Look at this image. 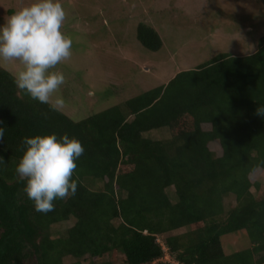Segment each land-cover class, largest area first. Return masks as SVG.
Segmentation results:
<instances>
[{
	"label": "trees",
	"instance_id": "trees-1",
	"mask_svg": "<svg viewBox=\"0 0 264 264\" xmlns=\"http://www.w3.org/2000/svg\"><path fill=\"white\" fill-rule=\"evenodd\" d=\"M136 37L164 45L145 22ZM12 73L0 63V264H172L165 246L183 264H264V35L253 52L218 53L80 119L32 100ZM162 128L169 138L146 135ZM53 132L85 151L77 194L44 214L15 168L25 136ZM240 231L247 245L226 253L223 236Z\"/></svg>",
	"mask_w": 264,
	"mask_h": 264
},
{
	"label": "rangeland",
	"instance_id": "rangeland-1",
	"mask_svg": "<svg viewBox=\"0 0 264 264\" xmlns=\"http://www.w3.org/2000/svg\"><path fill=\"white\" fill-rule=\"evenodd\" d=\"M32 0H0V24L12 11ZM66 11L63 31L73 40L72 57L57 66L66 77L59 93L64 112L75 119L121 104L167 82L180 70L193 68L221 52H253L264 35V0H61ZM145 22L161 34L158 51L136 37ZM11 72L17 63L3 64ZM170 137L167 128L146 133ZM264 180V173H259ZM235 196L225 199L230 207ZM70 223L54 231L63 233ZM230 254L247 245L245 231L222 238ZM166 260L172 258L167 253ZM155 261L152 264H158ZM88 264V263H86Z\"/></svg>",
	"mask_w": 264,
	"mask_h": 264
},
{
	"label": "clouds",
	"instance_id": "clouds-1",
	"mask_svg": "<svg viewBox=\"0 0 264 264\" xmlns=\"http://www.w3.org/2000/svg\"><path fill=\"white\" fill-rule=\"evenodd\" d=\"M66 16L61 0H32L0 24V63L18 62L12 73L15 86L56 113L66 107L58 94L66 77L57 66L72 57L73 40L63 31ZM255 114L264 117V106ZM41 116L47 119L48 112ZM4 136L5 128L0 127V140ZM18 150L22 155L15 173L25 182L23 192L35 211L47 214L55 210V201L75 197L79 177L74 174L85 151L77 137L67 133L58 137L55 132L25 136ZM0 166H6L3 157Z\"/></svg>",
	"mask_w": 264,
	"mask_h": 264
},
{
	"label": "built area",
	"instance_id": "built-area-1",
	"mask_svg": "<svg viewBox=\"0 0 264 264\" xmlns=\"http://www.w3.org/2000/svg\"><path fill=\"white\" fill-rule=\"evenodd\" d=\"M165 251H166V255L163 257V258H161V261H168V262H171L172 264H183V263H180L179 261H176V260H171V259H169V260H166L165 259V257H167V251H168V248L165 246ZM170 257L172 258V256L170 255Z\"/></svg>",
	"mask_w": 264,
	"mask_h": 264
}]
</instances>
